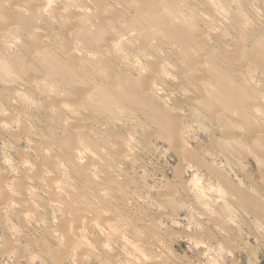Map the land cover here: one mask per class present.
Here are the masks:
<instances>
[{
  "label": "rangeland",
  "instance_id": "obj_1",
  "mask_svg": "<svg viewBox=\"0 0 264 264\" xmlns=\"http://www.w3.org/2000/svg\"><path fill=\"white\" fill-rule=\"evenodd\" d=\"M99 1L100 2L102 1V3L104 4V7L106 8V11H107V8L109 10H112V9H114V7L118 8V5L124 6V4L128 5V3H129V2H127V4H126V2L124 3V1H122V0H119V2H118V0H99ZM138 1L140 2V0H134V3L133 2L132 3L137 5V6H139V5L141 6V3H139ZM228 1L223 2V4H222V8L224 7L223 8L224 10L222 9L223 10L222 11L220 9V11L223 12L224 14L222 13L223 14L222 15L220 13V11L218 12L219 13L218 18L220 19V20L219 19L218 20L221 22L218 21V23L216 22V23H214L215 25L214 24L212 25V29L214 31L216 29L217 30L215 31L216 33L213 35L214 37L212 36V41H210V42L211 43L214 42V44L219 42L220 45H222V47H225L227 49V51H229L230 49L233 48L232 44L236 40L235 35L233 36L232 34L230 35V33H228L227 29H225L226 27H224L225 25L223 22V20L226 19V18H224V15L226 14V12L227 13L229 12L228 15H231V14L235 15L236 14V16L240 20V24L243 23L241 25V28H240V31L243 29L241 35L245 34L248 39L249 38H256L254 40H256L259 43L263 42L262 44L264 45V40H263L264 35H260V34L264 33V0H234V2H232L233 0H231V2H230V0H228ZM52 2L53 1H51L50 4L48 3V6L55 3V2H53V3ZM118 3H120L121 5ZM137 3H139V5ZM176 3L179 4V5H177L178 9L179 10L183 9L182 11H184L185 13H188V10H189L192 13L195 12L194 15L197 13L196 14L197 16L198 15L201 16L203 13V16H206L208 14H206L204 12H210V11H206L204 9H201L200 6L198 5L199 3L196 4V0H178ZM186 5L188 6V8ZM53 6H55V5H53ZM47 7H46V9L49 10L50 7L49 8H47ZM51 8H52V5H51ZM203 10H204V12H203ZM239 10L242 12H240ZM90 12H95V11L92 8H90ZM108 13H109V11L107 12V14ZM220 14L223 17H220L221 16ZM225 16H227V14ZM193 18H194L193 19L194 21L198 22L197 24H200L199 20H197L196 17H193ZM221 18H223V19H221ZM243 19H245V20H243ZM220 23H222V24H220ZM54 27L52 26L50 30L52 32H54L53 34H55V36L57 38L60 39V33L61 32H58V29L56 27L55 28ZM47 29H43L42 31H44V32L49 31V28H47ZM56 32H57V34H56ZM16 35L17 34H15V36L11 39L9 38L8 39L9 41H5V39L2 40L1 43H3V45H5L4 43H6L7 46L9 45L8 47H9V50L11 48V51L15 48H16L15 50H17L19 46L21 47V45H23L21 43L22 42L24 43L25 38L22 35L21 36L20 35L16 36ZM217 36H220L222 38L218 39ZM17 37H18V39H16ZM20 37L22 38V40ZM12 39H16L14 43L12 42V41H14ZM19 39H20V42H19ZM229 39H230V42H229ZM258 39L261 40V42ZM11 45H14V46L16 45V46L15 47L12 46L13 47L12 48ZM216 45H219V44L217 43ZM157 48L158 49H156V50H160V52L161 51L163 52L166 47L161 45L160 48L158 46H157ZM143 57H144L143 55H139V57L138 56L136 57V61L137 60L139 61V63L137 61L138 64H140V62L142 63ZM141 58H142V60H141ZM166 60H167L166 65H170V66L169 67L165 66L166 71L163 75V78H160L159 81L157 80V84H156V86L158 85L157 86V93L159 92L160 94H157V96L155 95L154 99H155V101L156 100L158 101V102L156 101L157 103L163 104V108H162V104L159 105V107L162 109L163 112L167 111V114L172 113L171 116H173V117L177 116L176 114L179 115L178 117H180V119L178 120L177 125H179L178 127H180L181 129H179L180 130L179 131L177 128V130L179 131V133H183V134H180V137L181 138L183 137L182 138L183 140L181 138H179L180 140L177 141V143L178 144L182 143L180 145L184 144L186 150H188V151H190V149H192V151H193L194 147L197 146V150L194 149V152H197V153H194V152H192V153L195 154L196 157H201L199 159V161H201L203 163L202 164L203 166L208 163V165H205V166L210 167L212 165L213 167L212 166L211 167L213 169L215 167L216 168L215 170H217V172H219V173H213V174L207 173L208 171L206 172V170L203 167L202 168H200L199 166L197 167L196 163L194 161L188 160V158L186 159L183 156V154L181 155L180 153L179 154L175 153V151H177V148L175 147V145L176 146H180V145L171 144L169 141L165 142L167 140L161 134L162 132L159 130L161 132L160 133L157 130L158 128L154 127L156 125L154 123L153 118L151 121V114L150 113H148L147 111H145V113H143L144 111H141L140 114H139V112H137L138 113L137 114L136 112H133V110L130 111V108L127 109V107H126V109H125V107H121V108L125 109V112H123V114H121V112L124 110L122 109V111H120L121 109L119 108L120 110L119 109L117 110L118 111L117 114L119 113V114L124 115V116L122 117L119 114L117 116V114H116L113 117H115L114 121L117 119L119 121V123H122V125L118 124L117 120L115 122H112V124L109 123V125L108 124L105 125L103 123V122H105V121H103L104 119H100L101 117H99V115L97 113L93 114L95 120L92 119L93 122L90 125V128L94 127L93 130L95 129V132H99V134H101V135H104V136L108 135V136H106L105 141L107 142V145H108L107 148L109 147V149L106 148V145H105L106 142L104 141L103 143H105V144L101 145L102 148L100 147L101 150L103 151V153L101 152V150L99 148V149L95 150L97 155L96 154H95L96 156L93 155V158L96 159V157H97L98 160L92 159V161H89V162L86 161V158L89 156L86 155L87 152L85 149H87V151L89 149V151L93 152L94 150L92 148L90 149V148H83L82 147V149L84 151L82 149H80L78 152L79 154L76 157L80 160V161L79 160L78 161L82 167H85V166L86 167L87 166L88 167H91V166L94 167L93 168L94 170L87 167V169H90V170H88V172H89V174H88L89 179L88 180L89 181H87V184H85L86 183L85 182L84 186L85 187L87 186L86 188H89V192H88V189H85V187L83 186L85 189L84 190L82 185L79 184V182H78V184H76L77 182H74V180H72L73 177H71L72 175L70 176L71 173L68 170V168H66V166L68 164V161H67L68 158L63 156V155H59L58 147H56V146L55 147L54 146L49 147V146H47V144L44 145V143H46L45 140L48 141L49 138H48V135L45 134V132L47 131L46 127H44V125L42 124L43 122L42 123L40 122V120L44 121V117H43V115H41L42 112L39 109L40 108L39 105H41L43 103L42 101L45 102L46 99H49V96L48 97L47 96L42 97V96L37 95V94L26 92L25 90H20L23 93V96H22V93H20V95H17L19 97L15 96V98H12L11 96H9V92L7 89L9 86L14 85L13 81H11L10 78H8V80L3 79V81H1V79H0V83H1L0 84V89H1L0 90V99H1L0 100V182L2 185L5 184L4 188L0 184V201H1L0 202V264H105V263L106 264H126V262H127V264H128V262H129V264H132V263L134 264L135 262H136L135 264H154L153 262L155 261V259L157 261L156 264H158L159 260L160 261L162 260V262L159 264H162L164 261H166L164 264H264V216L261 217L260 215L256 214L251 209L252 208L251 204L253 205L256 202H257L256 204L258 206L261 204L260 205L261 208L262 209L264 208V182H263L264 181V171L262 172V169L264 170V165H263L264 163H260L261 160H262V162H264V157H262L261 153H260V152L263 153L264 147L261 146L260 143L257 146L256 142H255L256 145L254 147L253 144H255V143H253V141L250 140L251 139L250 134L254 131H259V132L264 134V115H263L264 114V109H263V107H264V99H263L264 98L263 97L264 96L263 95L264 94V87H263L264 86V72L262 70L257 69V68L252 69V65L248 61H247L248 62L247 63L246 60L241 62L242 63V64H240L241 66L239 65V67H240L239 69H241L240 71L245 75V76H243L240 71L237 72L238 76H239L238 79H239L240 83H242V86H244V85L246 86V83L249 81L246 79V83H245L246 77H249L250 78L249 82L250 83L253 82L252 84L255 86L254 87L252 84H250L251 87L246 88V90L248 89L246 91L248 96H250L252 94V96H250V98L247 97L246 100L249 102H252V100H253L252 97H254V95H256L258 97L260 96V98H261L260 101L263 100L262 102H260L258 100L260 102V104L258 102H256L258 104V105L255 104V107H258V111L256 113L257 115L255 114L252 117V119L250 118L249 122L252 121L253 123L252 122H250L251 124L248 123L249 124V126H248L246 123H243V120L240 119V117H238L236 115V113H234V112H233L234 114H232V112L222 110L220 112V116L218 117L219 121L217 118L214 119L213 117H212L213 118V120H212L210 113H209L210 116L202 114L203 110L199 109L200 104L198 102H197L198 104L196 102H194V100L192 98V97H194V98L201 99L199 97L202 94L201 90L199 88H197L195 86L196 83H194V82L198 81L197 79H195V78H197V75L196 74L195 75L192 74L193 76L190 75L188 70H183L185 68H183V66L181 64H179L177 61H174L170 57L166 58ZM175 64H176V66H174ZM250 65H251V67H250ZM248 68H251V69H248ZM180 69L182 70V72L188 73V75L187 74L184 75L183 73H181ZM256 69H257V71H256ZM178 70H179L180 75H178L179 73L176 72ZM170 72H171V74H170ZM190 72H193V71H190ZM239 72L241 73L240 75H239ZM167 73H168V75H167ZM250 73H252V74H250ZM181 74L184 76H181ZM246 74L247 75L250 74V75L247 76ZM172 75H174V76H172ZM187 76L188 77L191 76V77L188 78ZM242 76H243V78L244 77L245 78L242 79ZM164 77H166V78H164ZM180 78H182V80L179 81L178 79H180ZM191 78H192V81H190ZM161 80H163V81H161ZM242 80L244 83L242 82ZM174 81L177 83H175ZM187 81L191 82V83H188ZM179 82H182V83L180 84ZM249 82L247 84H249ZM5 84L6 85L8 84L9 86L8 85L6 86ZM15 84H17V82H15ZM186 84H188V86L190 84L189 87L191 89L189 87H187ZM2 86H4V87H2ZM19 86L21 87L22 85H19ZM257 87H259V88H257ZM21 88L24 89L23 87H21ZM184 88H185V91H184ZM251 89H253L254 91ZM250 90H251V92H249ZM252 91H253V93L255 92L256 94L255 93L253 94ZM2 92H3V94H1ZM162 94H163V96H162ZM191 95H193V96H191ZM196 95L197 96L199 95V96L197 97ZM25 97L27 98L28 102L26 100H24V99H26ZM28 97H30V98L28 99ZM156 97H157V99H156ZM163 98L166 101H164ZM160 99H162V101ZM189 99L192 102L189 101ZM195 100H197V99H195ZM19 101H21V102H19ZM22 102H24V103H22ZM176 102L179 104H177ZM213 102H216V101H213ZM171 103H173V104H171ZM195 104L198 105L199 107L195 106ZM217 104L220 105L217 102V103L213 104L214 107L223 108L221 105L218 107ZM11 105H13V106H11ZM175 105H176V107H174ZM189 105H191V106H189ZM177 106H179V107H177ZM73 108L75 109V107H73ZM73 108L67 107V108L60 110V111H62V110L65 111L63 113L60 112L63 115H61L59 113V115H61V118L63 117L62 119L64 121V122L62 121L63 124L60 126V128L59 129L57 128L59 134L61 132V136L65 135L66 129H69L67 127H69L71 125L70 127L72 128L73 125L74 126L77 125L76 117H82V115H83V114L80 115V113H82L81 111H83L82 109L80 110V108L76 107L78 109H75L76 110L75 111ZM165 108H166V110H165ZM128 110L132 114L130 113V115H129ZM53 111H55V110H53ZM126 111L128 112V114ZM18 113H20V114H18ZM83 113L86 114L85 112H83ZM125 113H126V119L124 118ZM174 113H176V114H174ZM6 114H8V116L12 114L11 116H9L10 119ZM180 114H182V115H180ZM230 114L232 115L231 117H230ZM5 116H7V117H5ZM128 116H130V117H128ZM148 116H150V118ZM197 116H198V118H197ZM233 116H234V118H233ZM12 117H14V119ZM40 117H41V119H40ZM90 117L92 118V116H90ZM6 118H8L7 120H9V121H7ZM60 119H59V121L61 122L62 119L61 120ZM238 119L242 122H240ZM220 120H222V121H220ZM1 121H3V125H2ZM98 121L100 123H98ZM66 122H68L67 125H66ZM151 123H153V125ZM113 124L116 126V128L118 130L112 129V128L115 129V127H113L114 126ZM107 126L110 129H112L111 130L112 132L105 130V128L106 129L108 128ZM101 127H103V128H101ZM242 127H243V130H242ZM23 128H25V129H23ZM152 130H153V132H152ZM107 131L109 132V134ZM115 131H116V133H114ZM11 132H12V134H11ZM149 132H151V133H149ZM18 134H19V136H18ZM111 134L114 135V138L112 137L113 135H111ZM116 134L119 136L118 139L116 137L117 136ZM121 134L123 136H121ZM109 135H111V136H109ZM233 136H234V138H233ZM112 138H113V141H112ZM119 138H120V140H119ZM162 138H164V139H162ZM14 139H16V140L14 141ZM107 139H109V140H107ZM230 139L232 140L233 144L231 143ZM114 140L115 141L119 140L122 142L123 147H122L121 151L123 152V150H125L124 151L125 153L124 152L122 153L120 150H118L121 148H119L117 145H115ZM42 141H43V143H42ZM212 141L214 143L215 142H217V143L214 144ZM123 142H125V143H123ZM249 142H251V143H249ZM125 144H127V145H125ZM238 144H240V145L238 146ZM250 144L253 145L252 146L253 149L251 148ZM34 145H36V146H34ZM247 145H249V146H247ZM127 146H128V148H127ZM241 146L243 149L241 148ZM180 147H179V150L181 152L183 150H185L184 146H182L183 147L182 150H181L182 147L181 148ZM116 148H118L117 153H119V151H120L119 154L121 157L117 156V158H116V155H118L115 153ZM222 148H224V149H222ZM251 149H252V151H251ZM107 150H108V152H107ZM259 150H261V151H259ZM53 151L58 154V155H56V156H58L57 158H60V157L63 158L64 157L62 160L63 161L65 160L64 161L65 165H66L65 168L68 170V171L63 170L64 173H61V175H62L61 177H63V178L65 177L64 179L62 178V181L66 180V183H65V181H63L64 184L61 182L60 178H53V174L51 172V169L46 162L48 157H50L52 154L55 155V153ZM33 152L35 154H33ZM98 152H101L104 157L100 153H99L100 154L99 155ZM93 153H95V152H93ZM90 154H91V152L88 153V155H90ZM176 154L179 156H177ZM54 155H52V156H54ZM224 156H225V158H224ZM180 157H182V158H180ZM115 158L117 159V161ZM118 159H120L119 160L120 162L118 161ZM256 159H258V160L256 161ZM87 160H89V159L87 158ZM226 160L228 162H226ZM93 161L95 162L96 165H94ZM98 161H99V163H98ZM66 162H67V164H66ZM84 162H86L85 164H87V162L90 164L93 162L92 163L93 165H90V164L85 165ZM27 163H29V164H27ZM98 165H100L101 167ZM119 167H120V169H119ZM179 168H181V171L179 170L180 172L178 171ZM260 168H261V170H260ZM195 170H197V172ZM35 171H37V172H35ZM65 172H67V173L65 174ZM37 173L39 175H36ZM68 173H70V174H68ZM217 174H219V175H217ZM68 175L71 178L68 177ZM92 175H93V177H92ZM34 176H37V177H34ZM107 178H108V181H107ZM112 178H113V180H112ZM17 179H19V180H17ZM49 179H51V180H49ZM52 179H55V180L58 179L59 185L62 184L59 186V188H60V190H63L66 193V194H64L63 191L60 192L64 196L61 199L62 200L64 199L65 201L64 200L62 201V200H60V198H56V197L55 198L52 197V199H51V197L49 195L51 193H49V191H50V181H52ZM67 179H68V182L71 181L70 184L69 183L67 184ZM90 179H92V181H90ZM93 179H95L94 180L95 182L93 181ZM100 179H102V180L104 179V180L102 181ZM105 181L107 183H109L110 181L111 182L109 184H107ZM117 181L119 182V184H117L118 183ZM180 181H182V182H180ZM14 182H15V184H14ZM18 182L19 183L21 182V184H19ZM88 182L90 184V187H88ZM92 182H93V184H92ZM225 182H226V184H225ZM18 184L22 185V187H20ZM24 184H25V186H24ZM115 185H117V186H115ZM62 186L64 188H62ZM69 186H71V187H69ZM80 186H81V188L78 189V187H80ZM211 186H213V187H211ZM23 187L27 188V190L29 191L28 194H27V190H25ZM96 187L99 190L102 189L101 192ZM11 188H12V190H11ZM18 188L20 189V191L22 189V191L26 192L25 194L27 196L24 194V197L27 200L25 198H23V199L21 198V196H20L21 194H20V191ZM233 188H234V190H235V188L237 190L239 189L238 193H240V194H238L236 190L232 191ZM2 189H4V190H2ZM32 189H34V190H32ZM80 189L81 190L83 189L84 191L87 192L88 199L86 201L87 202L93 201L94 203L90 202V205L92 204L90 206V208L95 205L94 209H93V207L91 208L92 210L90 208H86L87 206L84 205L85 200L81 201V199H79L78 202H72V196H74V194H75L74 192L77 193L76 190H78L79 194L83 192V191L81 192ZM172 189H173V191H172ZM94 190H96L97 193H95L96 191H94ZM107 190H108V192H107ZM9 191H11V192H9ZM31 192H32V194H30ZM71 192H73V193H71ZM114 192H116V193H114ZM123 192H125V193L122 194ZM101 193H102V196H101ZM241 193L243 194V196L241 195ZM35 194H36V196L39 195V196H37L38 198L35 197ZM91 194H93V195L91 196ZM103 194H105L104 195L105 197H103ZM51 196H53V195H51ZM68 196L71 198H69ZM33 197H34V199L32 200ZM98 197H100V198H98ZM169 197H171V198H169ZM5 198H7V199H5ZM13 198H14V200H13ZM19 198H21V199H19ZM39 198H40V200H38ZM102 198H103V200H101ZM104 198L106 201L110 200L112 198V200L109 201L112 205L110 203L104 201ZM164 198H167L170 200L165 201V200H163ZM55 199H57V200H55ZM241 199L243 201H241ZM2 200H4V201L2 202ZM16 200H18V201H16ZM22 200H23V202H21ZM42 200L45 202H43ZM6 201H7V203H5ZM8 201L12 206H7V204H9ZM12 201H13V203H12ZM14 201H16V202H14ZM25 201H27V203ZM39 201H40V203H39ZM111 201H113V203ZM114 201H115V203H114ZM19 202H20V204H19ZM30 202H31V204H30ZM81 202H83V203H81ZM167 202H169V203H167ZM2 203H4L5 205ZM68 203H69V205H67ZM164 203H165V205H164ZM166 203H167V205H166ZM27 204H28L27 208H31V207L32 208L28 209V210L26 208H24V207H26L24 205H27ZM56 204H58V205H56ZM74 204H76V205H74ZM77 204L79 205V208L77 207L78 206ZM81 204H83L84 206ZM113 204H114V206H117V207H114ZM106 205H107V207H106ZM246 205H248V206H246ZM68 206L69 207L71 206V208H78L77 210H79L80 208L82 209V207H83V210L86 208L85 211H86V213H88V216L90 218L92 217V216H90V214L93 212L92 215H95L96 217L94 216V217H92L93 219L92 218L91 219L93 221H94V219H97L95 222H97V224H99V226L104 221L111 222L113 220L111 223L114 225L112 226V228L110 227L109 229H107L108 230L107 232L109 235H107V234L106 235L108 237L102 233V235L106 236V238H107L106 240L101 241L107 245L105 247L107 249V250H105V252H101L98 250V245H97L98 243H96V241H97L96 238H98L96 236H98V234H99L98 230L96 228L91 229V227H88V226H86V227L84 226V229H83V226L81 228L78 227L76 229L75 228L76 223H75L74 219L72 218L71 210L68 209L65 211L66 207H68ZM80 206H82V207H80ZM110 206H112V207H110ZM62 207L64 209V212H62L63 211ZM96 207H97V209H95ZM17 208H19L20 211L17 210ZM21 208H24V211ZM99 208H100V210H98ZM108 208H110V210ZM111 209H113V210L111 211ZM115 209H116V211H115ZM21 210L23 211L22 213L27 212V213H25V215L27 214L25 217H28V218H26V219L20 218V216H19L20 213H18L17 211L21 212ZM101 210L103 212H101ZM98 211H100V213H102V215L104 214V216L102 217V215ZM114 211L118 215L120 214V216H118ZM15 212H16V215H15ZM32 212L34 214H32ZM65 212H67V213H65ZM96 212H98V215L100 214L101 216L100 215L97 216ZM110 212L112 213L113 216L115 214L117 216L115 215L114 216L115 218H114L113 216H111ZM63 214L64 215L68 214L67 215L68 221H67V224L64 223L63 225H61L62 224L61 223V217ZM33 215H34V217H33ZM36 215L38 216L37 218H36ZM106 215H108V217H110L109 220H108V217L104 218V217H106ZM112 217L114 219H112ZM117 217L119 218L120 222L117 220L118 219ZM121 218H122L123 223H121V220H120ZM100 219L101 220L103 219V222L100 221L102 223H99ZM117 221L119 224L117 223ZM137 221H139V222H137ZM115 223H116V225H115ZM128 224L130 225V227ZM27 225H29V226H27ZM72 227L75 229H73ZM123 227L124 228L126 227V229H124ZM65 228L67 229L66 231H64ZM135 228H137V229H135ZM90 229H91V231H89ZM109 230L113 234L109 233ZM62 231H64V232H62ZM74 231L76 232V234L74 233ZM51 232H52V234H51ZM101 232H103V231H101ZM119 232L120 233L122 232L121 234H123V236ZM68 233H72V234H69L72 239L75 238L72 240V242H73L72 244H74V245L71 244L72 247L71 246H70L71 248L69 247V250L71 249L70 251L69 250L66 251V249L64 248L65 246H63V245H66V242L64 244L65 238H63L62 235H64V237H66V234H68ZM41 234L43 237L41 236ZM110 234H112V236ZM154 234H155V236L153 237ZM86 235H88V236H86ZM113 236L115 239L113 238ZM76 237L78 238L77 240H76ZM94 237H96V238H94ZM116 237H118V238H116ZM120 238L123 240L124 239H127V240H124L125 243H123V240H122V242L119 241ZM146 238H147V240H146ZM43 239H45L46 241H44ZM75 240L79 244L74 243V242H76ZM107 240L109 241V244H107V242H108ZM92 242H93V244L90 245L89 243H92ZM98 242H99V240H98ZM135 242H136V244H134ZM87 243H88V245H87ZM94 245L95 246L97 245V246L94 247ZM62 246H63V250H62ZM146 246H147V248H146ZM134 248H137V249H134ZM145 248H146V250H143ZM126 249H127V251H126ZM108 250H109V252H108ZM157 250H159V251H157ZM54 251H55V253H53ZM56 251H57L58 255L56 254ZM204 251H206V252H204ZM43 252H44V254H43ZM50 253L52 255H47ZM102 253H103V255H102ZM152 253H153V255H152ZM78 254L79 255L83 254V257L78 256V258H77ZM104 254H106V255H104ZM124 254H125V256H124ZM131 254L132 255L135 254L134 255L135 257L132 256ZM140 255H142V256H140ZM51 256L56 257L55 258L56 262H55L54 258H52ZM48 257H51V258H48ZM85 257L87 259H85ZM79 258L82 260H80ZM134 258H136L137 260H135ZM91 259H92V261H91ZM53 261H54V263H53ZM73 261H74V263H72Z\"/></svg>",
  "mask_w": 264,
  "mask_h": 264
},
{
  "label": "bare ground",
  "instance_id": "obj_2",
  "mask_svg": "<svg viewBox=\"0 0 264 264\" xmlns=\"http://www.w3.org/2000/svg\"><path fill=\"white\" fill-rule=\"evenodd\" d=\"M53 1L55 2L52 5L48 6V3L50 4V2ZM124 1V3L129 2L128 5L124 6H119L118 3V8L114 7V9L109 10L107 8L104 7V4L102 3V1L100 2L99 0H0V79L1 81H3V79H7L10 78L11 81H13V86H9L8 84V92H9V96H11L12 98H15V96L20 95V93H22L20 90H25L26 92L29 93H33V94H37L40 95L42 97H48L49 99H46L45 102L42 101L43 103L40 106V111L42 112L41 115H43L44 117V121L40 120V122L44 125V127H46V132L45 134L48 135L49 140H45L46 143H44V145L47 144V146H51V147H58L59 149V155H63L65 157H67V161L68 164L67 166L65 165V160L63 161L62 159L64 158H57L58 155L57 153L52 154L54 156H51L47 158L46 162L49 165L51 172L53 174V178H60L61 182L62 178L61 177V173H64L63 170L66 171H70V176L73 177L72 180H74V182H77L76 184H81L82 187L87 184V181H89V172L87 169V167H82L79 164V159L76 158L77 155L79 154V150L83 148H92L95 152L93 153L92 151H87L86 150V155L89 156L87 157L89 160L86 161H92V159L94 160H98V158L96 157L93 158V155L96 154V149H99L101 147L102 144L105 140H106V136L99 134V132H95V129L93 130V128H90V125L92 124L93 120H95L93 114L97 113L99 115V117H101L100 119H104L103 122L105 125H109V123L112 124V122H115L114 119L115 117H113L114 115L117 114V110L119 109L120 111H122V109L124 111L121 112V114H123V112H125V109L127 107L130 108V111L133 110V112H140L144 111L143 113H145V111H147L148 113L151 114V121L152 118L154 120V123L156 126H154L155 128L157 127L158 131L163 135V137L166 138L167 141L165 142H170L171 144H177V141H179L181 138L180 134L183 133H179V129H181L180 127H178L179 125H177L178 120L180 119V117H178L179 115L176 114L177 116H171L170 113L167 114V111L163 112L162 109L159 107V103H157L154 99L155 95L157 96V94H160L159 92L157 93V80L159 81L160 78H163V75L166 71L165 66L169 67L170 65H166V58H171L174 61H177L179 64H181L183 66V70H188L190 75L192 74H196L197 75V82L195 86L197 88H199L201 90V96H199L201 99L198 98H193L194 102H198L200 104V108L203 110L204 115H211V118L213 117L214 119L220 116V112L222 110L225 111H229L232 112V114L236 113V115L238 117H240V119L243 120V123H246L248 126L249 124H251L250 118L252 119V117L257 113L258 111V107H255V104H257L256 102H258L260 104V96H256L254 95L252 102L247 101V97L250 98V96H252V94L250 96H248L247 94V90L246 88L251 87L249 81L250 78L249 77H244L245 78V83H246V79L249 80V84L246 83V86H242V83H240L239 79H238V71H240L241 69H239V65L242 64L241 62L246 60V62L248 61L251 65H252V69L257 68L259 70H262L264 72V45L262 44L263 42H261V40H259L261 43L257 42L256 38H247V36L244 34L241 35L242 30L240 31L241 25L240 24V20L239 18L235 15H228L229 12L227 14V16L224 15V27H226L225 29H227L228 33H230V35L232 34L233 36L235 35V42L232 44L233 48L230 49L229 51H227V49L225 47H222V45H220L219 42H217L219 45H216L213 43H211L210 41H212V36L216 33L215 31L217 30H213L212 29V25L214 23H218V21L220 20L219 17V11L220 9L222 10V4L223 2H226L228 0H196V4H198L200 6L201 9H204L206 11H210V12H203L208 14L206 16H203V13L201 16H196L194 15V13H192L191 11L188 10V13H185L182 10L178 9L179 4H177L176 2L178 0H140L139 3H141V6L139 5V3H137L139 6L133 4L134 0H122ZM52 2V3H53ZM114 2V1H113ZM119 2V0H118ZM133 2V3H132ZM137 2V1H136ZM229 2V1H228ZM231 2V0H230ZM234 2V0L232 1ZM116 3V2H115ZM123 3V2H122ZM131 3V4H130ZM180 3V2H179ZM181 4V3H180ZM236 4V3H235ZM55 5V6H53ZM116 5V4H115ZM121 5V4H120ZM241 5V4H240ZM48 6V7H47ZM187 6V5H186ZM198 6V7H199ZM224 6V5H223ZM50 7V9H46ZM190 7V6H189ZM233 7V6H232ZM240 7V6H239ZM90 8H92L95 12H90ZM105 8V9H104ZM188 8V6H187ZM238 8V7H237ZM111 9V8H110ZM236 9V8H235ZM48 12H47V11ZM185 10V9H184ZM195 10V9H194ZM198 10V9H197ZM224 10V9H223ZM222 10V11H223ZM92 11V10H91ZM109 11V15L107 14V12ZM196 11V10H195ZM226 11V10H225ZM231 11V10H230ZM240 11V10H239ZM238 12V11H237ZM242 12V11H240ZM200 13V12H199ZM220 13L222 14L223 12L220 11ZM232 13V12H231ZM220 14V15H221ZM224 14V13H223ZM222 14V15H223ZM205 15V14H204ZM220 17H223V16ZM243 16V15H242ZM193 17H196L197 20H199L200 24H197L198 22L194 21ZM241 17V16H240ZM244 17V16H243ZM242 17V18H243ZM219 19V20H218ZM223 19V18H221ZM245 20V19H243ZM221 22V21H219ZM222 22V23H223ZM242 22V21H241ZM220 23V24H222ZM197 24V25H196ZM219 24V25H220ZM199 25V26H198ZM215 25V24H214ZM217 25V24H216ZM56 27L58 29V32L60 33V39L57 38L55 36V34H53L54 32H52L50 29L51 27ZM54 27V28H55ZM215 27V26H214ZM243 27V26H242ZM49 28V31H42L43 29H47ZM219 28V27H218ZM221 29V28H220ZM253 29V28H252ZM48 30V29H47ZM224 30V29H223ZM51 31V32H50ZM245 31V30H244ZM251 31V30H250ZM222 33V32H221ZM254 33V32H253ZM15 34L18 35H22L25 38L24 43L22 42L21 47L19 46L17 50L13 49L11 51V48L9 50V45L7 46L6 43H4L5 45H3L2 40L5 39V41H9L8 39L13 38L15 36ZM57 34V32H56ZM227 34V33H226ZM224 35V34H223ZM259 35V34H258ZM260 35H264V33L260 34ZM214 37V36H213ZM216 37V36H215ZM218 39H221L222 37L217 36ZM262 37V36H261ZM21 38V37H20ZM7 39V40H6ZM18 39V37L16 38ZM16 39H12L14 41H12L13 43L15 42ZM22 40V38H21ZM214 40V39H213ZM216 40V39H215ZM264 40V39H263ZM18 42V41H17ZM20 42V39H19ZM18 42V43H19ZM216 42V41H215ZM230 42V39H229ZM12 43V44H13ZM10 44V43H9ZM16 44V43H15ZM155 44V45H154ZM17 45V44H16ZM15 45V46H16ZM163 45L166 48L164 49V51L160 52V50H156L158 49L157 46L160 48V46ZM14 45H11V47ZM14 46V47H15ZM18 46V45H17ZM219 46V47H218ZM218 47V48H217ZM13 48V47H12ZM162 49V48H161ZM15 50V51H14ZM139 55H143V61L142 63L138 61H136V57ZM169 56V57H168ZM142 57V56H141ZM142 60V58H141ZM140 60V61H141ZM172 61V60H171ZM245 62V63H246ZM247 62V63H248ZM174 63V62H173ZM176 63V62H175ZM180 65V66H181ZM250 65V67H251ZM176 66V64L174 65ZM179 66V65H178ZM241 66V65H240ZM247 66V65H246ZM178 68V67H177ZM239 70H238V69ZM176 69V68H175ZM182 69V68H181ZM180 69L181 73H183L184 75L188 73H184L182 72V70ZM251 69V68H248ZM256 69V71H257ZM173 70V69H172ZM171 70V71H172ZM246 70V69H245ZM187 71V72H188ZM193 71V72H190ZM248 71V70H247ZM168 72V71H167ZM177 73H179V70L176 71ZM241 72V71H240ZM239 72V75L242 73ZM246 72V71H245ZM244 72V73H245ZM171 74V72H170ZM176 74V73H175ZM252 74V73H250ZM248 74V75H250ZM254 74V73H253ZM166 75V74H165ZM168 75V73H167ZM177 75V74H176ZM175 75V76H176ZM180 75V73L178 74ZM181 74V76H184ZM243 76H245L242 73ZM247 75V74H246ZM247 75V76H248ZM174 76V75H172ZM171 76V77H172ZM193 76V75H192ZM242 76V79H244ZM262 76V75H261ZM188 77V76H187ZM186 77V78H187ZM191 76H189L188 78H190ZM195 77V76H194ZM258 77V76H257ZM166 78V77H164ZM175 78V77H174ZM179 78V77H178ZM184 78V77H183ZM187 78V79H188ZM254 78V77H253ZM185 79V78H184ZM183 79V80H184ZM256 79V78H255ZM262 79V78H261ZM179 81L182 80V78L178 79ZM194 80V79H193ZM259 80V79H258ZM17 82V84H15V82ZM163 81V80H161ZM192 81V78L191 80ZM196 81V80H195ZM254 81V80H253ZM169 82V81H168ZM175 82V81H174ZM188 82V81H187ZM243 82V80H242ZM177 83V82H175ZM180 84L182 82H179ZM191 83V82H188ZM244 83V82H243ZM257 83V82H256ZM260 83V82H259ZM1 84V83H0ZM163 84V83H162ZM262 84V83H261ZM3 85V84H2ZM6 85V84H5ZM4 85V86H5ZM6 85V86H7ZM19 85H22L21 87H23L24 89H22ZM175 85V84H174ZM187 87L188 84H186ZM253 85V84H252ZM258 85V84H257ZM256 85V86H257ZM260 85V84H259ZM2 86V87H4ZM164 86V85H163ZM185 86V85H184ZM254 86V85H253ZM177 87V86H176ZM182 87V86H181ZM255 87V86H254ZM261 87V86H260ZM264 87V86H263ZM163 88V87H162ZM170 88V87H169ZM186 88V87H185ZM184 88V91H185ZM190 88V87H189ZM259 88V87H257ZM262 88V87H261ZM188 89V88H187ZM191 89V88H190ZM1 90V89H0ZM179 90V89H178ZM253 90V89H251ZM251 90L249 92H251ZM169 91V90H168ZM254 91V90H253ZM252 91V93H253ZM4 92V91H3ZM3 92L1 94H3ZM170 92V91H169ZM187 92V91H186ZM192 92V91H191ZM25 93V92H24ZM188 93V92H187ZM199 93V92H198ZM255 93V92H254ZM253 93V94H254ZM7 94V93H6ZM166 94V93H165ZM170 94V93H169ZM194 94V93H193ZM256 94V93H255ZM259 94V93H258ZM172 95V94H171ZM188 95V94H187ZM261 95V94H260ZM264 95V94H263ZM7 96V95H6ZM23 96V93H22ZM26 96V95H25ZM163 96V94H162ZM165 96V95H164ZM193 96V95H191ZM197 96V95H196ZM197 96V97H198ZM3 97V96H2ZM19 97V96H17ZM16 97V98H17ZM161 97V96H160ZM262 97V96H261ZM264 97V96H263ZM11 98V99H12ZM21 98V97H20ZM26 98V97H25ZM30 97H28L29 99ZM186 98V97H185ZM189 98V97H188ZM157 99V97H156ZM197 99V100H195ZM264 99V98H263ZM1 100V99H0ZM27 101V98L24 99ZM48 100V101H47ZM162 101V99H160ZM159 100V101H160ZM164 100V98H163ZM175 100V99H174ZM260 102H259V101ZM10 101V100H9ZM166 101V100H164ZM189 101H191L189 99ZM216 101V102H213ZM21 102V101H19ZM25 102V101H24ZM22 102V103H24ZM28 102V101H27ZM168 102V101H167ZM173 102V101H172ZM192 102V101H191ZM193 102V103H194ZM219 103L223 108H217L214 107V103ZM21 103V104H22ZM177 103V102H176ZM197 103V104H198ZM173 104V103H171ZM175 104V103H174ZM179 104V103H177ZM25 105V104H24ZM29 105V104H28ZM31 105V104H30ZM79 105V106H78ZM218 105V104H217ZM218 105V107L220 106ZM258 105V104H257ZM256 105V106H257ZM13 106V105H11ZM26 106V105H25ZM38 106V105H37ZM191 106V105H189ZM195 106H198L195 104ZM216 106V105H215ZM2 107V106H1ZM16 107V106H15ZM67 107H75V109L80 108V110L82 109L83 111H81L83 114L82 117H76V123L77 125H73L72 128L69 126L66 129V133L65 135L61 136V132L59 134L57 128L59 129L60 126L63 124V117L61 118V114L60 112H65L64 110L60 111L61 109L67 108ZM78 107V108H76ZM121 107H125L121 108ZM176 107V105L174 106ZM179 107V106H177ZM199 107V106H198ZM12 108V107H11ZM23 108V107H22ZM35 108V107H34ZM162 108H163V104H162ZM171 108V107H170ZM191 108V107H190ZM196 108V107H195ZM74 109V108H73ZM74 109V110H75ZM168 109V108H167ZM264 109V107H263ZM15 110V109H14ZM24 110V109H23ZM31 110V109H30ZM33 110V109H32ZM55 110V111H53ZM59 110V111H58ZM79 110V111H80ZM166 110V108H165ZM182 110V109H181ZM189 110V109H188ZM262 110V109H261ZM25 111V110H24ZM37 111V110H36ZM76 111V110H75ZM78 111V110H77ZM129 111V110H128ZM129 111V115L130 112ZM14 112V111H13ZM18 112V111H17ZM38 112V111H37ZM36 112V113H37ZM83 112H85L86 114H84ZM127 112V111H126ZM189 112V111H188ZM194 112V111H193ZM234 112V113H233ZM261 112V111H260ZM10 113V112H9ZM26 113V112H25ZM34 113V112H33ZM59 113L61 115H59ZM142 113V114H143ZM192 113V112H191ZM195 113V112H194ZM210 113V115H209ZM212 113V114H211ZM224 113V112H223ZM222 113V114H223ZM226 113V112H225ZM263 113V112H262ZM20 114V113H18ZM22 114V113H21ZM119 114V113H118ZM117 114V116H118ZM120 116H124L121 115ZM128 114V112H127ZM132 114V113H131ZM134 114V113H133ZM138 114V113H137ZM149 114V115H150ZM229 114V113H228ZM8 116V114H6ZM12 115V114H11ZM9 115V116H11ZM17 115V114H16ZM70 115V114H69ZM148 115V114H147ZM146 115V116H147ZM182 115V114H180ZM196 115V114H195ZM257 115V114H256ZM264 115V114H263ZM5 116V117H7ZM8 116V117H9ZM31 116V115H30ZM92 116V118L90 117ZM135 116V115H134ZM144 116V115H143ZM142 116V117H143ZM194 116V115H193ZM232 115L230 114V117ZM2 117V116H1ZM42 117V118H43ZM96 117V116H95ZM98 117V116H97ZM130 117V116H128ZM137 117V116H136ZM150 118V116H148ZM207 117V116H206ZM225 117V116H224ZM259 117V116H258ZM14 119V117H12ZM16 118V117H15ZM37 118V117H36ZM62 120H61V119ZM126 119V113H125V117ZM189 118V117H188ZM198 118V116H197ZM212 118V120H213ZM234 118V116H233ZM8 118H6L7 120ZM10 119V117H9ZM29 119V118H28ZM32 119V118H31ZM39 119V118H38ZM41 119V117H40ZM59 119L61 120V122L59 121ZM66 119V118H65ZM119 119V118H118ZM121 119V118H120ZM148 119V118H147ZM146 119V120H147ZM216 119V120H217ZM225 119V118H224ZM223 119V120H224ZM256 119V118H255ZM2 120V119H1ZM4 120V119H3ZM88 120V121H87ZM97 120V119H96ZM99 120V119H98ZM113 120V121H112ZM124 120V119H123ZM138 120V119H137ZM150 120V119H149ZM189 120V119H188ZM207 120V119H206ZM210 120V119H209ZM208 120V121H209ZM230 120V119H229ZM237 120V119H236ZM235 120V121H236ZM239 120V119H238ZM9 121V120H7ZM15 121V120H14ZM21 121V120H20ZM101 121V120H100ZM118 121V120H117ZM219 121V119H218ZM222 121V120H220ZM240 121V120H239ZM256 121V120H255ZM261 121V120H260ZM2 125H3V121ZM11 122V121H10ZM64 122V121H63ZM74 122V121H73ZM95 122V121H94ZM130 122V121H129ZM233 122V121H232ZM242 122V121H240ZM263 122V121H262ZM9 123V122H8ZM12 123V122H11ZM29 123V122H28ZM71 123V122H70ZM98 123H100L98 121ZM102 123V124H103ZM249 123V124H248ZM253 123V122H252ZM7 124V123H6ZM32 124V123H31ZM68 124V122H66V125ZM73 124V123H72ZM103 124V125H104ZM110 124V125H111ZM118 124L119 123L118 121ZM153 125V123H151ZM180 124V123H179ZM192 124V123H191ZM221 124V123H220ZM241 124V123H240ZM5 125V124H4ZM8 125V124H7ZM12 125V124H11ZM20 125V124H19ZM25 125V124H24ZM28 125V124H27ZM114 125V124H113ZM23 126V125H22ZM42 126V125H41ZM120 126V125H119ZM221 126V125H220ZM231 126V125H230ZM246 126V125H245ZM247 126V127H248ZM24 127V126H23ZM28 127V126H27ZM31 127V126H30ZM34 127V126H33ZM66 127V126H65ZM108 127V126H107ZM112 128L113 130H116V126L114 125ZM153 127V126H152ZM190 127V126H189ZM225 127V126H224ZM32 128V127H31ZM103 128V127H101ZM105 128V127H104ZM120 128V127H119ZM125 128V127H124ZM178 128V130H177ZM227 128V127H226ZM229 128V127H228ZM25 129V128H23ZM109 127L105 130H108L110 132H112ZM151 129V128H150ZM187 129V128H186ZM203 129V128H202ZM211 129V128H210ZM246 129V128H245ZM29 130V129H28ZM118 130V129H117ZM200 130V129H199ZM224 130V129H223ZM243 130V127H242ZM30 131V130H29ZM104 131V130H103ZM107 131V132H108ZM247 131V130H246ZM253 131V130H252ZM41 132V131H40ZM153 132V130H152ZM9 133V132H8ZM37 133V132H36ZM116 133V131L114 132ZM119 133V132H118ZM151 133V132H149ZM159 133V134H160ZM12 134V132H11ZM10 134V135H11ZM44 134V135H45ZM103 134V133H102ZM109 134V132H108ZM160 134V135H161ZM29 135V134H28ZM36 135V134H35ZM113 135V134H111ZM109 135V136H111ZM117 135V134H116ZM232 135V134H231ZM230 135V136H231ZM248 135V134H247ZM14 136V135H13ZM19 136V134H18ZM121 136H123L121 134ZM125 136V135H124ZM9 137V136H8ZM12 137V136H11ZM31 137V136H30ZM37 137V136H36ZM114 138V135L112 136ZM118 139V135L116 136ZM161 137V136H160ZM213 137V136H212ZM226 137V136H225ZM14 138V137H13ZM112 138V141H113ZM123 138V137H122ZM126 138V137H125ZM183 138V137H182ZM181 138V139H182ZM227 138V137H226ZM234 138V136H233ZM250 140L253 141V143H260L261 146L264 147V134L259 132V131H254L250 134ZM30 139V138H29ZM128 139V138H127ZM164 139V138H162ZM215 139V138H214ZM16 139H14L15 141ZM109 140V139H107ZM120 140V138H119ZM119 140H114L115 145H117L119 148H116L115 153L118 154L117 156H120V151L122 150V142ZM183 140V139H182ZM213 140V139H212ZM217 140V139H216ZM231 140V139H230ZM248 140V139H247ZM32 141V140H31ZM44 141V142H45ZM214 141V140H213ZM212 141V142H213ZM238 141V140H237ZM249 141V140H248ZM251 141V142H252ZM33 142V141H32ZM106 142V141H105ZM235 142V141H234ZM249 142V143H251ZM36 143V142H35ZM34 143V144H35ZM43 143V141H42ZM125 143V142H123ZM128 143V142H127ZM214 143V142H213ZM212 143V144H213ZM217 143V142H215ZM214 143V144H215ZM221 143V142H220ZM232 143V140H231ZM252 143V144H253ZM255 144L254 147H255ZM219 144V143H218ZM229 144V143H228ZM233 144V143H232ZM252 144L251 148H252ZM37 145V144H36ZM34 145V146H36ZM106 148H107V142H106ZM127 145V144H125ZM124 145V146H125ZM129 145V144H128ZM200 145V144H199ZM217 145V144H216ZM225 145V144H224ZM236 145V144H235ZM234 145V146H235ZM240 144H238L239 146ZM116 146V147H117ZM184 146V149L182 152L179 150V147ZM180 146H176L177 151H175V153L177 154H183V156L188 160H192L196 163V166L200 167V168H204L206 170L207 173H219L217 172V170H215L216 168L214 167V169L210 166H205L208 165L205 164L204 166L202 165L203 163L201 161H199V159L201 157H196L195 154H193L192 152H194V149L197 150V146L194 147L193 151L192 149H190V151L186 150L185 145H180ZM218 146V145H217ZM246 146V145H245ZM249 146V145H247ZM256 146V147H257ZM29 147V146H28ZM104 147V146H103ZM174 147V146H173ZM180 147V148H181ZM32 148V147H31ZM34 148V147H33ZM39 148V147H38ZM102 148V147H101ZM100 148V150H101ZM128 148V146H127ZM189 148V147H188ZM191 148V147H190ZM228 148V147H227ZM242 148V146H241ZM259 148V147H258ZM257 148V149H258ZM262 148V147H261ZM55 149V148H54ZM109 149V147L107 148ZM117 149L120 150L119 153H117ZM183 149V147L181 148V150ZM221 149V148H220ZM224 149V148H222ZM243 149V148H242ZM246 149V148H245ZM253 149V148H252ZM251 149V151H252ZM46 150V149H45ZM44 150V151H45ZM56 150V149H55ZM83 150V149H82ZM99 150V151H100ZM128 150V149H127ZM176 150V149H175ZM179 150V151H178ZM195 150V151H196ZM264 150V148H263ZM36 151V150H35ZM34 151V152H35ZM58 151V150H57ZM84 151V150H83ZM125 150H123L124 152ZM261 151V150H259ZM33 152V154H35ZM37 152V151H36ZM90 155H88V153H90ZM101 152L103 153V151L101 150ZM101 152H98V154L100 153L102 155ZM106 152V151H105ZM108 152V150H107ZM111 152V151H110ZM109 152V153H110ZM122 152V151H121ZM122 152V153H123ZM241 152V151H240ZM85 153V152H84ZM121 153V154H122ZM125 153V152H124ZM128 153V152H127ZM197 153V152H194ZM236 153V152H235ZM261 153V156L264 157V151L263 153ZM83 154V153H82ZM99 154V155H100ZM176 154V155H177ZM224 154V153H223ZM38 155V154H37ZM97 155V154H96ZM95 155V156H96ZM113 155V154H112ZM123 155V154H122ZM125 155V154H124ZM175 155V156H176ZM199 155V154H198ZM103 156V155H102ZM179 156V155H177ZM182 156V157H183ZM256 156V155H255ZM260 156V157H261ZM99 157V156H98ZM104 157V156H103ZM108 157V156H107ZM113 157V156H112ZM115 157V156H114ZM124 157V156H123ZM180 157V158H182ZM213 157V156H212ZM241 157V156H240ZM33 158V157H32ZM115 158V159H116ZM184 158V159H185ZM225 158V156H224ZM259 158V157H258ZM37 159V158H36ZM107 159V158H106ZM114 159V158H113ZM179 159V158H178ZM198 159V160H197ZM227 159V158H226ZM79 160V161H78ZM108 160V159H107ZM111 160V159H110ZM120 159H118L119 161ZM122 160V159H121ZM127 160V159H126ZM181 160V159H180ZM202 160V159H201ZM258 159H256L257 161ZM261 160V159H260ZM64 163H63V162ZM103 161V160H102ZM117 161V159H116ZM87 164H90L88 163ZM94 162V161H93ZM92 162V163H93ZM120 162V161H119ZM193 162V163H194ZM226 162H228L226 160ZM259 162V161H258ZM86 162H84L85 164ZM90 165H93V164ZM99 163V161H98ZM97 163V164H98ZM103 163V162H102ZM186 163V162H185ZM260 163H264L261 162ZM29 164V163H27ZM35 164V163H34ZM85 164V165H87ZM26 165V164H25ZM94 165L95 162H94ZM125 165V164H124ZM264 165V164H263ZM30 166V165H29ZM33 166V165H32ZM36 166V165H35ZM68 168V170L65 168ZM84 166V165H83ZM100 166V165H98ZM97 166V167H98ZM103 166V165H102ZM187 166V165H186ZM195 166V167H196ZM44 167V166H43ZM46 167V166H45ZM101 167V166H100ZM109 167V166H108ZM113 167V166H112ZM260 167V166H259ZM41 168V167H40ZM93 169L94 167H88ZM182 168V167H181ZM181 168L178 169V171H181ZM263 168V167H262ZM19 169V168H18ZM120 169V167H119ZM42 170V169H41ZM94 170V169H93ZM220 170V169H219ZM261 170V168H260ZM20 171V170H19ZM102 171V170H101ZM100 171V172H101ZM117 171V170H116ZM120 171V170H119ZM179 171V172H180ZM193 171V170H192ZM197 172V170H195ZM264 170L262 169V172ZM37 172V171H35ZM44 172V171H43ZM91 172V171H90ZM114 172V171H113ZM67 172H65L66 174ZM110 173V172H109ZM203 173V172H202ZM91 174V173H90ZM115 174V173H114ZM117 174V173H116ZM24 175V174H23ZM34 175V174H33ZM36 175H39L38 173ZM94 175V174H93ZM92 175V177H93ZM219 175V174H217ZM32 176V175H31ZM51 176V175H50ZM68 175V177H70ZM95 176V175H94ZM195 176V175H194ZM37 177V176H34ZM67 177V176H66ZM70 177V178H71ZM103 177V176H102ZM65 178V177H64ZM63 178V179H64ZM106 178V177H105ZM227 178V177H226ZM37 179V178H36ZM96 179V178H95ZM93 179V181L95 180ZM111 179V178H110ZM118 179V178H117ZM262 179V178H261ZM260 179V180H261ZM19 180V179H17ZM51 180V179H49ZM102 180V179H100ZM104 180V179H103ZM102 180V181H103ZM113 180V178H112ZM128 180V179H127ZM16 181V180H15ZM29 181V180H28ZM43 181V180H42ZM90 181H92V179H90ZM108 181V178H107ZM3 182V181H2ZM49 182V181H48ZM60 182V181H59ZM73 182V181H72ZM86 182V183H85ZM95 182V181H94ZM106 182V181H105ZM111 182V181H110ZM109 182V183H110ZM118 182V181H117ZM182 182V181H180ZM264 182V181H263ZM19 183V182H18ZM30 183V182H29ZM33 183V182H32ZM35 183V182H34ZM70 184V182H68L67 179V184ZM85 183V184H84ZM97 183V182H96ZM107 183V182H106ZM107 183V184H109ZM113 183V182H112ZM121 183V182H120ZM228 183V182H227ZM1 184V182H0ZM15 184V182H14ZM21 184V182L19 183ZM18 184V185H19ZM23 184V183H22ZM49 184V183H48ZM64 184V183H63ZM93 184V182H92ZM119 184V182L117 183ZM124 184V183H123ZM194 184V183H193ZM226 184V182H225ZM229 184V183H228ZM251 184V183H250ZM2 185V184H1ZM8 185V184H7ZM17 185V184H16ZM33 185V184H32ZM62 185V184H60ZM59 183H58V179H52V181H50V191L49 194L51 199L52 197H56V198H60V200H62L61 198H63L64 196L60 193L63 190H60L59 188ZM66 185V184H65ZM73 185V184H72ZM97 185V184H96ZM113 185V184H112ZM3 188L5 187V184L2 185ZM9 186V185H8ZM20 187H22V185H19ZM25 186V184H24ZM31 186V185H30ZM64 186V185H63ZM62 186V188H64ZM67 186V185H66ZM75 186V185H74ZM117 186V185H115ZM215 186V185H214ZM217 186V185H216ZM17 187V186H16ZM19 187V188H20ZM68 187V186H67ZM66 187V188H67ZM71 187V186H69ZM85 187V186H84ZM83 187V189H84ZM87 187V186H86ZM88 189L89 192V188ZM88 187H90V184L88 182ZM95 187V186H94ZM98 187V186H97ZM96 187V188H97ZM109 187V186H108ZM107 187V188H108ZM124 187V186H123ZM213 187V186H211ZM18 188V189H19ZM24 188V187H23ZM81 188L78 187V189ZM99 188V187H98ZM97 188V189H98ZM106 188V189H107ZM9 189V188H8ZM25 190H27V188H24ZM72 189V188H71ZM81 190L82 193H77L74 192V196H72V202H78L79 199H81V201H84V205H86V208H90V202L94 203L93 201H89L87 202L86 200L88 199L87 196V192L84 190ZM100 189V188H99ZM98 189V190H99ZM109 189V188H108ZM184 189V188H183ZM4 190V189H2ZM12 190V188H11ZM34 190V189H32ZM79 190V191H80ZM91 190V189H90ZM102 190V189H101ZM101 190H99L101 192ZM235 190L237 191V193L239 192L236 188ZM234 188L232 191H235ZM8 191V190H7ZM20 191V189H19ZM92 191V190H91ZM96 191V190H94ZM128 191V190H127ZM126 191V192H127ZM173 191V189H172ZM11 192V191H9ZM38 192V191H37ZM64 192V191H63ZM104 192V191H103ZM106 192V191H105ZM108 192V190H107ZM171 192V191H170ZM241 192V191H240ZM6 193V192H5ZM16 193V192H15ZM26 192L25 191H20V196L21 198H25L24 194ZM29 193V191L27 190V194ZM47 193V192H46ZM73 193V192H71ZM97 193V191L95 192ZM99 193V192H98ZM116 193V192H114ZM121 193V192H120ZM125 192H123L122 194H124ZM17 194V193H16ZM32 194V192L30 193ZM64 194H66L64 192ZM110 194V193H109ZM113 194V193H112ZM129 194V193H128ZM131 194V193H130ZM198 194V193H197ZM240 194V193H238ZM26 195V194H25ZM53 195V196H51ZM68 195V194H67ZM66 195V196H67ZM72 195V194H71ZM89 195V194H88ZM93 194H91L92 196ZM105 194H103V197ZM166 195V194H165ZM172 195V194H171ZM241 195L243 196V194L241 193ZM27 196V195H26ZM29 196V195H28ZM39 196V195H37ZM35 194V197H37ZM47 196V195H46ZM70 196V195H69ZM68 196V197H69ZM90 196V195H89ZM100 196V195H99ZM102 196V193H101ZM108 196V195H107ZM135 196V195H134ZM239 196V195H238ZM7 197V196H6ZM19 197V196H18ZM41 197V196H40ZM130 197V196H129ZM9 198V197H8ZM19 198V199H21ZM38 198V197H37ZM42 198V197H41ZM67 198V197H66ZM71 198V197H69ZM90 198V197H89ZM100 198V197H98ZM107 198V197H106ZM126 198V197H125ZM162 198V197H161ZM171 198V197H169ZM241 198V197H240ZM7 199V198H5ZM26 199V198H25ZM30 199V198H29ZM34 199V197L32 198V200ZM68 199V198H67ZM14 200V198H13ZM27 200V199H26ZM40 200V198L38 199ZM44 200V199H43ZM42 200V201H43ZM57 200V199H55ZM54 200V201H55ZM64 200V199H63ZM62 200V201H63ZM69 200V199H68ZM98 200V199H97ZM103 200V198L101 199ZM112 200V198L110 199ZM110 200H105L104 201L110 203ZM121 200V199H120ZM160 200V199H159ZM162 200V199H161ZM163 200L167 201L170 199L164 198ZM4 200H2L3 202ZM18 201V200H16ZM14 201V202H16ZM37 201V200H36ZM35 201V202H36ZM61 201V202H62ZM65 201V200H64ZM71 201V200H70ZM117 201V200H116ZM125 201V200H124ZM128 201V200H127ZM241 201H243L241 199ZM1 202V201H0ZM23 202V200L21 201ZM27 203V201H25ZM45 202V201H43ZM113 203V201H111ZM121 202V201H120ZM253 202V201H252ZM7 203V201L5 202ZM9 203V201H8ZM13 203V201H12ZM25 203V204H26ZM33 203V202H32ZM40 203V201H39ZM80 203V202H79ZM83 203V202H81ZM115 203V201H114ZM122 203V202H121ZM124 203V202H123ZM163 203V202H162ZM169 203V202H167ZM166 203V205H167ZM249 203V202H248ZM247 203V204H248ZM257 203V202H256ZM251 204V209L258 215H260L261 217L264 216V208H261V204L258 206L257 204ZM259 203V202H258ZM4 204V203H2ZM10 204V203H9ZM7 204V206H12L11 204L9 205ZM20 204V202H19ZM31 204V202H30ZM35 204V203H34ZM45 204V203H44ZM111 204V203H110ZM109 204V205H110ZM172 204V203H171ZM5 205V204H4ZM18 205V204H17ZM23 205V204H22ZM48 205V204H47ZM58 205V204H56ZM69 205V203L67 204ZM76 205V204H74ZM78 205V204H77ZM83 205V204H81ZM83 205V206H84ZM108 205V206H109ZM112 205V204H111ZM124 205V204H123ZM130 205V204H129ZM165 205V203H164ZM170 205V204H169ZM26 206V207H24ZM23 207L28 209L31 208H27V205H24ZM38 206V205H37ZM95 206V205H94ZM94 206L93 209H94ZM114 206V204H113ZM248 206V205H246ZM36 207V206H35ZM79 208V205L77 206ZM82 207V206H80ZM91 207V208H92ZM101 207V206H100ZM107 207V205H106ZM112 207V206H110ZM117 207V206H114ZM113 207V208H114ZM6 208V207H5ZM11 208V207H10ZM24 208H21L24 211ZM78 208H71V206L66 207L65 211L70 209L72 212V218L74 219L76 225L75 228L77 229L78 227H82L84 229V226H88L91 227V229H97L98 230V238L94 237L97 239L96 243H98V250L101 252H105V250H107L105 247L107 246L104 242H101L103 240H106V236L109 235L108 234V230L110 227L112 228V226L114 224H112L109 221H104V218H107L108 215H106V217H104L102 220H99L100 224H97V222H95L97 219H94V221L92 220L95 215H92V213L90 214V216H92L91 218L88 216V213H86V208L83 210H77ZM90 208V209H91ZM3 209V208H2ZM1 209V210H2ZM34 209V208H33ZM44 209V208H43ZM97 209V207L95 208ZM110 210V208H108ZM128 209V208H127ZM17 210L20 211L19 208H17ZM21 210V212L17 211L20 216L21 219H26L28 217H25V213H22L23 211ZM62 212H64V209L62 207ZM69 210V211H70ZM83 210V211H82ZM92 210V209H91ZM100 210V208L98 209ZM108 210V211H109ZM113 209H111L112 211ZM3 211V210H2ZM26 211V210H25ZM30 211V210H29ZM37 211V210H36ZM90 211V210H89ZM94 211V210H93ZM97 211V210H96ZM107 211V210H106ZM116 211V209H115ZM114 211V212H115ZM43 212V211H42ZM95 212V211H94ZM100 213V211H98ZM98 212H96L95 214L97 216H99L100 214L102 215V213H100L98 215ZM101 212H103L101 210ZM121 212V211H120ZM146 212V211H145ZM67 213V212H65ZM116 213V212H115ZM32 214H34L32 212ZM38 214V213H37ZM42 214V213H41ZM106 214V213H105ZM111 216L112 213L110 212ZM114 214V213H113ZM117 214V213H116ZM115 214V215H116ZM128 214V213H127ZM149 214V213H148ZM4 215V214H3ZM16 215V212H15ZM68 215V214H67ZM67 215H62L61 217V225H63L64 223L67 224L68 221V217ZM100 215V216H101ZM114 215V216H115ZM118 215V214H117ZM116 215V216H117ZM42 216V215H41ZM104 216V214L102 215V217ZM110 216V215H109ZM110 216V217H111ZM113 216V217H114ZM120 216V214L118 215ZM7 217V216H6ZM17 217V216H16ZM31 217V216H30ZM34 217V215H33ZM38 216L36 215V218ZM70 217V216H69ZM96 217V216H95ZM108 217V220L109 218ZM112 217V219H114ZM126 217V216H125ZM19 218V219H20ZM32 218V217H31ZM101 218V217H100ZM118 218V217H117ZM128 218V217H127ZM134 218V217H133ZM138 218V217H137ZM18 219V218H17ZM16 219V220H17ZM30 219V218H29ZM35 219V218H34ZM57 219V218H56ZM99 219V218H98ZM11 220V219H10ZM36 220V219H35ZM105 220V219H104ZM107 220V219H106ZM119 221V218L117 219ZM121 223L122 222V218L120 219ZM128 220V219H127ZM137 220V219H136ZM37 221V220H36ZM102 221V222H100ZM117 221V223H118ZM124 221V220H123ZM21 222V221H20ZM56 222V221H55ZM58 222V221H57ZM60 222V221H59ZM120 222V221H119ZM139 222V221H137ZM23 223V222H22ZM136 223V222H135ZM19 224V223H18ZM119 224V223H118ZM146 224V223H145ZM20 225V224H19ZM56 225V224H55ZM116 225V223H115ZM129 225V224H128ZM127 225V226H128ZM29 226V225H27ZM73 226V225H72ZM26 227V226H25ZM56 227V226H55ZM59 227V226H58ZM65 227V226H64ZM63 227V228H64ZM74 227V226H73ZM72 227V228H73ZM130 227V225H129ZM128 227V228H129ZM35 228V227H34ZM57 228V227H56ZM62 228V229H63ZM73 228V229H75ZM124 228V227H123ZM134 228V227H133ZM91 229L89 231H91ZM106 229V230H105ZM116 229V228H115ZM126 229V227L124 228ZM132 229V228H131ZM137 229V228H135ZM155 229V228H154ZM51 230V229H50ZM49 230V231H50ZM55 230V229H54ZM60 230V229H59ZM67 229L65 228L64 231H66ZM80 230V229H79ZM107 232H105V231ZM114 230V229H113ZM140 230V229H139ZM143 230V229H142ZM45 231V230H44ZM58 231V230H57ZM61 231V230H60ZM62 231V232H64ZM72 231V230H71ZM78 231V230H77ZM82 231V230H81ZM84 231V230H83ZM103 231V232H101ZM134 231V230H133ZM46 232V231H45ZM59 232V231H58ZM69 232V231H68ZM96 232V231H95ZM105 232V233H104ZM139 232V231H138ZM158 232V231H157ZM42 233V232H41ZM60 233V232H59ZM74 233L76 234V232L74 231ZM73 233V234H74ZM78 233V232H77ZM82 233V232H81ZM94 233V232H93ZM102 233L104 235H102ZM109 233L110 232L109 230ZM117 233V232H116ZM120 233V232H119ZM122 233V232H121ZM120 233V234H121ZM127 233V232H126ZM136 233V232H135ZM145 233V232H144ZM154 233V232H153ZM52 234V232H51ZM50 234V235H51ZM69 234L72 233H68L66 234V237H64V235H62L63 238H65L64 244L66 242V245L64 248L67 250H69V247L71 246V244L73 243L72 240L75 238H71ZM80 234V233H79ZM95 234V233H94ZM113 234V233H112ZM112 234H110L112 236ZM138 234V233H137ZM36 235V234H35ZM81 235V234H80ZM118 235V234H117ZM123 236V234H121ZM42 236V234H41ZM88 236V235H86ZM116 236V235H115ZM121 236V237H122ZM136 236V235H135ZM155 236V234L153 235V237ZM158 236V235H157ZM166 236V235H165ZM43 237V236H42ZM41 237V238H42ZM108 237V236H107ZM137 237V236H136ZM159 237V236H158ZM161 237V236H160ZM167 237V236H166ZM30 238V237H29ZM57 238V237H56ZM61 238V237H60ZM89 238V237H88ZM112 238V237H111ZM114 238V236H113ZM118 238V237H116ZM138 238V237H137ZM78 238L76 237V240ZM95 239V240H96ZM109 239V238H108ZM115 239V238H114ZM44 241H46L45 239H43ZM53 240V239H52ZM75 240V241H76ZM83 240V239H82ZM92 240V239H91ZM94 240V241H95ZM99 240V242H98ZM112 240V239H111ZM123 239H119V241L122 242ZM127 240V239H124ZM123 240V243H125ZM147 240V238H146ZM30 241V240H29ZM61 241V240H60ZM108 241V240H107ZM130 241V240H129ZM141 241V240H140ZM160 241V240H159ZM80 242V241H79ZM88 242V241H87ZM127 242V241H126ZM133 242V241H132ZM74 243H77L74 242ZM111 243V242H110ZM120 243V242H119ZM138 243V242H137ZM142 243V242H141ZM152 243V242H151ZM197 243V242H196ZM79 244V243H77ZM85 244V243H84ZM90 245L93 244L89 243ZM107 244H109V241L107 242ZM121 244V243H120ZM136 244V242L134 243ZM163 244V243H162ZM74 245V244H72ZM88 245V243H87ZM96 245V246H97ZM113 245V244H112ZM149 245V244H148ZM8 246V245H7ZM61 246V245H60ZM63 246H62V250H63ZM80 246V245H79ZM93 246V245H92ZM94 245V247H96ZM109 246V245H108ZM116 246V245H115ZM144 246V245H143ZM72 247V246H71ZM70 247V248H71ZM78 247V246H77ZM110 247V246H109ZM117 247V246H116ZM123 247V246H122ZM132 247V246H131ZM140 247V246H139ZM46 248V247H45ZM61 248V247H60ZM86 248V247H85ZM91 248V247H90ZM108 248V247H107ZM130 248V247H129ZM147 248V246H146ZM143 249V250H146ZM51 249V248H50ZM92 249V248H91ZM112 249V248H111ZM124 249V248H123ZM137 249V248H134ZM205 249V248H204ZM71 250V249H70ZM69 250V251H70ZM110 250V249H109ZM108 250V252H109ZM168 250V249H167ZM52 251V250H51ZM65 251V250H64ZM68 251V252H69ZM81 251V250H80ZM122 251V250H121ZM127 251V249H126ZM137 251V250H136ZM139 251V250H138ZM154 251V250H153ZM159 251V250H157ZM107 252V251H106ZM115 252V251H114ZM135 252V251H134ZM142 252V251H141ZM170 252V251H169ZM206 252V251H204ZM41 253V252H40ZM47 253V252H46ZM52 253V252H51ZM47 254V255H52L53 253H55V251L52 254ZM62 253V252H61ZM66 253V252H65ZM80 253V252H79ZM89 253V252H88ZM111 253V252H110ZM156 253V252H155ZM44 254V252H43ZM56 254L58 255L57 251ZM67 254V253H66ZM74 254V253H73ZM84 254V253H83ZM82 255H77L78 256H82ZM96 254V253H95ZM100 254V253H99ZM98 254V255H99ZM157 254V253H156ZM54 255V254H53ZM101 255V254H100ZM103 255V253H102ZM106 255V254H104ZM113 255V254H112ZM127 255V254H126ZM132 255V254H131ZM135 254H133L132 256H134ZM150 255V254H149ZM153 255V253H152ZM160 255V254H159ZM74 256V255H73ZM123 256V255H122ZM125 256V254H124ZM130 256V255H129ZM142 256V255H140ZM164 256V255H163ZM47 257V256H46ZM52 258H54L55 262H56V257L51 256ZM48 257V258H51ZM135 257V256H134ZM160 257V256H159ZM158 257V258H159ZM68 258V257H67ZM76 258V257H75ZM104 258V257H103ZM112 258V257H111ZM127 258V257H126ZM129 258V257H128ZM80 259V258H79ZM85 259H87L85 257ZM105 259V258H104ZM135 260H137L136 258H134ZM145 259V258H144ZM49 260V259H48ZM47 260V261H48ZM82 260V259H80ZM96 260V259H95ZM125 260V259H124ZM86 261V260H85ZM92 261V259H91ZM102 261V260H101ZM106 261V260H105ZM134 261V260H133ZM160 261V260H159ZM158 264L162 262V260L159 262ZM213 261V260H212ZM77 262V261H76ZM135 262V261H134ZM156 259L153 262L154 264H156ZM166 261H164L162 264H164ZM54 263V261H53ZM74 263V261L72 262ZM88 263V262H87ZM96 263V262H95ZM98 263V262H97ZM136 263V262H135ZM134 263V264H135ZM147 263V262H146ZM106 264V263H105ZM127 264V262H126ZM129 264V262H128ZM133 264V263H132Z\"/></svg>",
  "mask_w": 264,
  "mask_h": 264
}]
</instances>
